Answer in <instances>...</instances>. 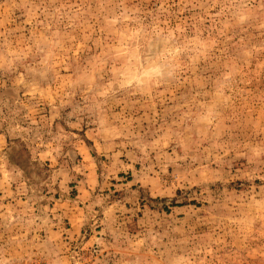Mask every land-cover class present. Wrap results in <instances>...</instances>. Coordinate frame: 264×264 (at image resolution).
I'll list each match as a JSON object with an SVG mask.
<instances>
[{
	"label": "rangeland",
	"instance_id": "obj_1",
	"mask_svg": "<svg viewBox=\"0 0 264 264\" xmlns=\"http://www.w3.org/2000/svg\"><path fill=\"white\" fill-rule=\"evenodd\" d=\"M0 264H264V0H0Z\"/></svg>",
	"mask_w": 264,
	"mask_h": 264
}]
</instances>
